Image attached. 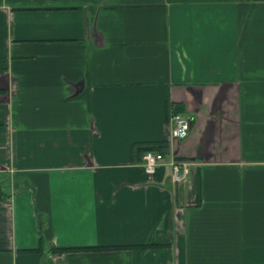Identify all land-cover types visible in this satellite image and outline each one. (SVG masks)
Here are the masks:
<instances>
[{"label": "crops", "instance_id": "0c3cea01", "mask_svg": "<svg viewBox=\"0 0 264 264\" xmlns=\"http://www.w3.org/2000/svg\"><path fill=\"white\" fill-rule=\"evenodd\" d=\"M0 264H264V0H0Z\"/></svg>", "mask_w": 264, "mask_h": 264}, {"label": "built area", "instance_id": "2783aa9c", "mask_svg": "<svg viewBox=\"0 0 264 264\" xmlns=\"http://www.w3.org/2000/svg\"><path fill=\"white\" fill-rule=\"evenodd\" d=\"M169 121L172 125V137L182 140L188 137L191 130V123L181 113L174 112L169 114ZM144 168L147 173L154 174L160 165L165 163V156L161 151L144 150L141 153ZM193 163L186 159H174L170 166L172 170V179L175 183H181L191 170Z\"/></svg>", "mask_w": 264, "mask_h": 264}, {"label": "trees", "instance_id": "16d2710c", "mask_svg": "<svg viewBox=\"0 0 264 264\" xmlns=\"http://www.w3.org/2000/svg\"><path fill=\"white\" fill-rule=\"evenodd\" d=\"M3 92V91H2ZM180 110L178 108H176L174 110V112H179ZM167 149L168 147L165 146L164 144H160L159 146H149V147H142L140 148L139 150L140 151H144V150H157V151H161L164 155L167 153ZM53 252H56V253H64V252H67L68 250L67 249H52Z\"/></svg>", "mask_w": 264, "mask_h": 264}]
</instances>
